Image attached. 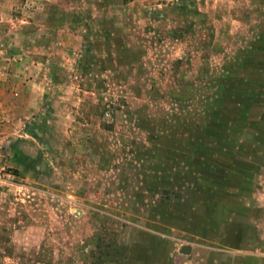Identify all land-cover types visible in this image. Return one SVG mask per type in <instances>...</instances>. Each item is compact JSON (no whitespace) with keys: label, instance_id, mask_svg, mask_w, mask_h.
Instances as JSON below:
<instances>
[{"label":"rangeland","instance_id":"374dc122","mask_svg":"<svg viewBox=\"0 0 264 264\" xmlns=\"http://www.w3.org/2000/svg\"><path fill=\"white\" fill-rule=\"evenodd\" d=\"M0 50V264H264V0H0Z\"/></svg>","mask_w":264,"mask_h":264},{"label":"crops","instance_id":"0c3cea01","mask_svg":"<svg viewBox=\"0 0 264 264\" xmlns=\"http://www.w3.org/2000/svg\"><path fill=\"white\" fill-rule=\"evenodd\" d=\"M9 50H11V48ZM0 56H1V59H0V94H3L6 89H11V90L15 89V90H18L19 92L21 91L19 98L12 100L10 104H4V103L0 104V107L5 106L4 108H1V109L7 112L9 111L10 113H13L12 110L14 109L20 110L22 112L26 109L35 108L36 100H32L33 94L31 93L29 88L32 89V87L36 85L35 84L36 82L34 83L29 80V81H26L25 83H22L21 80L23 79V75H21L20 73L21 71L11 70L12 68L9 67L10 66L8 65L9 62H7L8 56L6 53L1 52ZM20 86L22 87V89H20Z\"/></svg>","mask_w":264,"mask_h":264},{"label":"water","instance_id":"95a60500","mask_svg":"<svg viewBox=\"0 0 264 264\" xmlns=\"http://www.w3.org/2000/svg\"><path fill=\"white\" fill-rule=\"evenodd\" d=\"M182 251H183V252H187V249H186V248H183Z\"/></svg>","mask_w":264,"mask_h":264}]
</instances>
